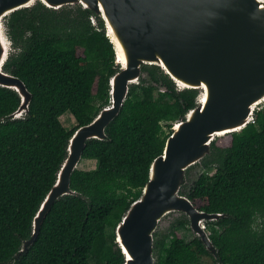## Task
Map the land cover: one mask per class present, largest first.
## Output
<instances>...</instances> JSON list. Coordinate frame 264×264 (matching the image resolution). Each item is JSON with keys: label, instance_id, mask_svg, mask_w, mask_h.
<instances>
[{"label": "trees", "instance_id": "obj_1", "mask_svg": "<svg viewBox=\"0 0 264 264\" xmlns=\"http://www.w3.org/2000/svg\"><path fill=\"white\" fill-rule=\"evenodd\" d=\"M3 25L12 42L3 69L25 83L32 100L27 114L10 118L21 99L0 87V264H124L116 227L141 196L174 123L198 105V90L179 89L164 70L144 65L149 79L130 86L106 138L87 141L82 160H95L96 167L73 172L74 194L56 200L17 261L71 136L110 104V79L120 65L102 16L81 4L54 9L38 1L7 15ZM66 112L77 122L71 130L61 121ZM229 134L230 145L214 140L187 170L180 192L198 210L224 214L206 222L216 255L198 236L187 241L179 233L190 225L181 214L169 232H155L156 264H204L205 258L264 264V111ZM198 166L203 170L192 181Z\"/></svg>", "mask_w": 264, "mask_h": 264}, {"label": "water", "instance_id": "obj_2", "mask_svg": "<svg viewBox=\"0 0 264 264\" xmlns=\"http://www.w3.org/2000/svg\"><path fill=\"white\" fill-rule=\"evenodd\" d=\"M38 1L54 9L81 4L100 14L120 70L110 79V104L71 136L57 180L17 261L37 239L56 200L74 194L71 176L87 141L104 140L130 86L141 77L149 79L144 65L164 70L179 89L198 90V105L175 123L163 153L151 164L141 196L116 227L124 264H156L154 234L170 213L185 214L192 231L216 255L206 222L224 214L200 211L180 192L187 170L210 153L215 138L244 129L264 101V0H0V87L15 90L21 99L10 118L28 113L32 94L20 78L3 69L12 43L3 19Z\"/></svg>", "mask_w": 264, "mask_h": 264}, {"label": "rangeland", "instance_id": "obj_3", "mask_svg": "<svg viewBox=\"0 0 264 264\" xmlns=\"http://www.w3.org/2000/svg\"><path fill=\"white\" fill-rule=\"evenodd\" d=\"M161 91H164V89L162 88V89H160V91L156 92V97L158 96L159 92H161ZM61 121L63 122L64 126L69 130L73 129L77 125L75 118L73 117V115L70 112H66L64 115H62ZM175 123H174V125H175ZM174 125H173V128H174ZM164 126H165V129L168 130L167 124H165ZM215 140H216L217 145H219V146H228V145H230V143L232 141V136L230 134H225V135L217 136L215 138ZM95 167H96V161L90 160V159L81 160L80 165H79V169H83V170H92ZM211 172L212 171H210V173ZM200 173H201V169H199L198 167L193 169L191 174H190L191 180L192 181L195 180ZM180 217H181L180 213H170V214L166 215L161 220L159 228L157 231L160 232L161 234L169 232L172 229L171 228L172 225ZM256 225L262 226V221L260 219H257ZM179 233L182 236H184V238L187 241L192 240L193 237L196 236V234L192 231L190 225H188L187 228H183L181 231H179ZM203 262H204V264H210L211 260L209 258H205Z\"/></svg>", "mask_w": 264, "mask_h": 264}, {"label": "built area", "instance_id": "obj_4", "mask_svg": "<svg viewBox=\"0 0 264 264\" xmlns=\"http://www.w3.org/2000/svg\"><path fill=\"white\" fill-rule=\"evenodd\" d=\"M264 111V101H262L261 103H259L254 110V115H253V119L251 121V123H255V119H256V114L258 112Z\"/></svg>", "mask_w": 264, "mask_h": 264}]
</instances>
